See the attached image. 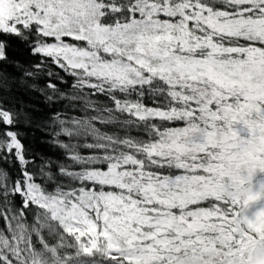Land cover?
<instances>
[{
	"label": "snow or ice",
	"instance_id": "obj_1",
	"mask_svg": "<svg viewBox=\"0 0 264 264\" xmlns=\"http://www.w3.org/2000/svg\"><path fill=\"white\" fill-rule=\"evenodd\" d=\"M0 264H264V0H0Z\"/></svg>",
	"mask_w": 264,
	"mask_h": 264
}]
</instances>
